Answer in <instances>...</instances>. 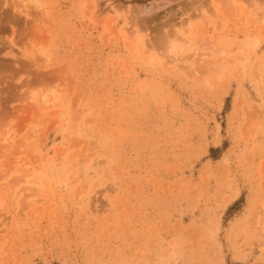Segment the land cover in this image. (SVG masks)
I'll return each mask as SVG.
<instances>
[{
  "label": "rangeland",
  "instance_id": "374dc122",
  "mask_svg": "<svg viewBox=\"0 0 264 264\" xmlns=\"http://www.w3.org/2000/svg\"><path fill=\"white\" fill-rule=\"evenodd\" d=\"M0 264H264V0H0Z\"/></svg>",
  "mask_w": 264,
  "mask_h": 264
},
{
  "label": "bare ground",
  "instance_id": "6f19581e",
  "mask_svg": "<svg viewBox=\"0 0 264 264\" xmlns=\"http://www.w3.org/2000/svg\"><path fill=\"white\" fill-rule=\"evenodd\" d=\"M170 48H171V47H170ZM170 51H171V50H170ZM170 51H169V52H170ZM28 189H31V188L29 187Z\"/></svg>",
  "mask_w": 264,
  "mask_h": 264
}]
</instances>
